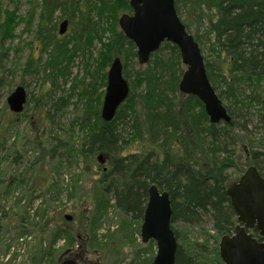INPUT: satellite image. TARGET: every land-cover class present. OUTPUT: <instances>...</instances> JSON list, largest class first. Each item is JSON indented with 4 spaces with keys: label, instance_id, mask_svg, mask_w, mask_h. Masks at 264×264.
Here are the masks:
<instances>
[{
    "label": "trees",
    "instance_id": "1",
    "mask_svg": "<svg viewBox=\"0 0 264 264\" xmlns=\"http://www.w3.org/2000/svg\"><path fill=\"white\" fill-rule=\"evenodd\" d=\"M175 7L180 18L185 9L197 21L198 28L203 27L204 33L199 36L197 31L192 32L190 22L183 21L200 44L203 55L205 45L211 42L210 57L209 53L204 55L207 74L214 87L224 83L227 88L219 95L230 103L231 124L212 125L204 104L197 97L180 92L179 83L186 66L175 45L164 43L148 64L138 63L130 72V64L136 66L137 49L118 21L120 14L132 13L129 0H42L36 39L41 44V54L50 56L47 66L52 70L49 76L53 81L65 74L76 56L86 58L93 43H101L99 69L88 73L91 86L82 96L79 93V102L75 104L80 111L77 121L87 132L78 148L80 157L86 161L85 171L92 172L100 154L108 157V169L93 181L94 209L107 211L112 195L114 204L110 208L118 211L119 217L142 224L148 189L155 184L170 194L172 229L178 240L175 223L201 224L205 217L211 219L214 231L222 238L231 235L238 222L227 190L240 177L231 180L225 174L235 166L231 144L246 143L248 164L254 165L264 177V0H175ZM58 12L61 16L56 18ZM57 19L69 22L67 37L59 35ZM13 23L7 17L0 24L3 40L14 37ZM117 56L122 58L130 93L115 118L104 122L100 112L103 93L98 92L106 88L105 71ZM35 60H29L25 74H34L35 65L40 64ZM4 80L1 78L0 84ZM94 93H98L96 99ZM67 99L46 102L48 117L64 112L70 105L65 103ZM237 132L243 135L242 139L237 138ZM56 142L48 155L63 166L64 157L71 156L74 146L60 136ZM39 146L42 148L40 143L38 149ZM46 158L43 152L37 169L30 170L27 185L29 197L46 201L47 209L37 213L39 221L30 213L16 212L7 223L18 229V240L34 242L36 258L43 260L63 242L62 250L77 261L76 256H70L76 247L82 249L87 243L95 249L101 246L96 242L97 226L90 222L89 239L84 243L83 233L59 225L64 224L62 213L48 207L52 200L47 194L52 195L55 187ZM4 184L8 191L15 184L27 187L20 176ZM250 233L259 241L264 240L258 230ZM148 244L149 248L155 247L153 241ZM210 257L204 245L196 244L189 251L179 245L176 264H212V260L223 264L218 249L214 258Z\"/></svg>",
    "mask_w": 264,
    "mask_h": 264
},
{
    "label": "rangeland",
    "instance_id": "2",
    "mask_svg": "<svg viewBox=\"0 0 264 264\" xmlns=\"http://www.w3.org/2000/svg\"><path fill=\"white\" fill-rule=\"evenodd\" d=\"M41 8L42 0H0V24L6 22L7 17L14 21L13 38L3 40L0 30V79H5L0 84V264H60L69 256L62 250L63 242H61L53 248L52 254L48 257L43 260L36 258L34 242L27 243L29 242L27 239L18 240V229L15 225L7 223V219L13 218L16 212L20 215L30 213L39 221L37 213L41 214L47 209L46 201L29 197L30 191L27 185L31 171L33 168L37 169L42 162L43 152L47 157L45 163L55 187L52 189V195L47 194L48 199L52 200L48 207L62 213L61 219L64 220V224L60 222L59 225L68 231L83 233L84 243L89 239L90 222L92 226H97L96 242L101 246L95 249L87 243L88 245L86 244L82 249L76 247L71 251L70 256H76L79 264H147L145 262L148 261L153 263L157 246L155 243V247L149 248V244H143L140 233L141 223L137 225L131 220L119 217L117 215L119 212L114 208H108L103 212L96 211V207L94 209L93 181L108 169V157L100 154L104 157L105 163L102 164L97 158L92 172H86V161L78 153V148L87 132L77 121L80 111L76 109L75 104L79 102V93L82 96L84 90H88L91 86H89L91 78L88 73H96L99 69L97 61L101 43L95 41L86 58L83 55L76 56L65 74L53 81L49 76L52 70L47 66L50 56L41 54L39 49L41 44L36 39ZM181 14L182 21L191 23L192 32L197 31L199 36H202L203 27L198 28L197 21L189 16L188 11L182 9ZM60 16L61 12L56 13V18ZM57 21L61 25L62 21L60 19ZM208 42L211 45V42ZM210 45H205V56H208ZM117 57L122 60L120 56ZM31 58L37 59L35 62L38 61L40 64H36L33 69L34 74L29 75L25 74L24 70ZM138 65L137 58L136 66L133 62L130 64V72L133 73L136 69L134 67ZM108 70L109 67L105 71L106 76ZM127 81L130 84V81ZM18 86L25 88L29 98L23 111L16 114L11 111L7 100ZM105 89L98 92L103 93L100 112ZM98 93L93 94L94 99ZM62 97L69 98L65 101L70 103L69 107L62 113H56L53 118L48 117L45 113L49 109L46 102L52 103ZM67 131L70 133L68 134ZM58 136L72 142L74 146L71 156L68 159L64 157L63 166L58 164L61 161L54 160V162L48 155L49 148L57 143ZM236 136L239 139L243 138L240 132H237ZM50 141L54 143L49 144ZM39 143L42 148L39 146L38 149ZM231 150L235 166L225 174L231 177V180H235L241 177L251 164L247 161L246 143L231 144ZM18 176L24 180V185L26 184L27 187L23 188L15 184L8 191L4 182ZM31 200L34 201L33 204ZM3 209H6V213ZM67 216L71 219L67 220ZM203 220L201 224L190 225L178 222L174 226L180 235L179 244L185 250H192L196 244L204 245L208 248L210 258L213 259L215 250L218 249L220 252L221 238L214 231L211 219L205 217ZM118 229L123 230L118 232ZM212 264L217 263L212 260Z\"/></svg>",
    "mask_w": 264,
    "mask_h": 264
},
{
    "label": "water",
    "instance_id": "3",
    "mask_svg": "<svg viewBox=\"0 0 264 264\" xmlns=\"http://www.w3.org/2000/svg\"><path fill=\"white\" fill-rule=\"evenodd\" d=\"M131 14H123L119 26L137 49L140 65L149 63L151 56L162 44L175 45L186 66L179 83L182 94L197 97L205 107L212 124L230 123L231 118L216 95L208 78L204 56L199 43L182 22L175 7V0H129ZM69 22L59 27V34L65 35ZM124 66L116 57L108 70L107 85L102 103L101 118L111 122L119 107L127 100L130 85L124 77ZM26 92L17 87L8 98V105L14 113H21L26 104ZM98 161L105 163L100 155ZM227 195L238 219L234 234L223 236L220 257L224 264H264V240L259 241L250 230L257 229L264 238V177L254 165L247 167L240 179L232 184ZM172 205L170 194L152 184L148 189V202L141 225V239L144 244L154 241L157 255L153 264H176L177 238L172 229ZM70 220V217H66ZM60 264H78L66 258Z\"/></svg>",
    "mask_w": 264,
    "mask_h": 264
},
{
    "label": "bare ground",
    "instance_id": "4",
    "mask_svg": "<svg viewBox=\"0 0 264 264\" xmlns=\"http://www.w3.org/2000/svg\"><path fill=\"white\" fill-rule=\"evenodd\" d=\"M163 45V44H162ZM200 45V44H199ZM200 48H201V46H200ZM210 57V56H209ZM122 61V60H121ZM211 62H214V59H212V60H210ZM71 63H73V62H71ZM70 63V64H71ZM70 64H69V66H70ZM68 66V67H69ZM67 67V68H68ZM67 70V69H66ZM65 70V71H66ZM59 74H60V72H59ZM212 84V83H211ZM19 87V86H18ZM212 87H213V89H214V91H215V93H216V95L222 100V102H223V105L225 106V108H226V110H227V112L229 111V107H230V103H229V101L228 100H226L225 98L224 99H222L221 97H220V95H219V92H221V91H226L227 90V88H226V86L224 85V83H220V84H218V86L217 87H214L213 85H212ZM25 92H26V97H27V100L26 101H28V93H27V91L25 90ZM226 104V105H225ZM227 106V107H226ZM228 114H229V112H228ZM229 116H230V114H229ZM230 118H231V116H230ZM231 122H232V118H231ZM231 122L230 123H226V122H220V123H218V124H212L211 122V124L212 125H220V124H231ZM114 203V199H113V196L112 195H110V205L108 206V208H110V206L112 205L111 203ZM147 206V205H146ZM146 209V208H145ZM145 212V211H144ZM204 221V220H203ZM203 221L201 222V223H203ZM143 222V221H142ZM177 243H178V248H179V240L177 239ZM158 251V250H157ZM178 252V251H177ZM157 255V254H156ZM145 263H147V264H153V263H150V261H148V262H145ZM176 263H177V257H176Z\"/></svg>",
    "mask_w": 264,
    "mask_h": 264
},
{
    "label": "flooded vegetation",
    "instance_id": "5",
    "mask_svg": "<svg viewBox=\"0 0 264 264\" xmlns=\"http://www.w3.org/2000/svg\"><path fill=\"white\" fill-rule=\"evenodd\" d=\"M128 14H129V13H128ZM130 14H131V13H130ZM237 225H238V224H237ZM236 227H237V226H236ZM236 227H235V229H236ZM250 231H252V230H250ZM250 231H249V232H250ZM233 233H234V232H233ZM233 233H232V234H233ZM256 239H258V238H256ZM258 240H259V239H258Z\"/></svg>",
    "mask_w": 264,
    "mask_h": 264
}]
</instances>
